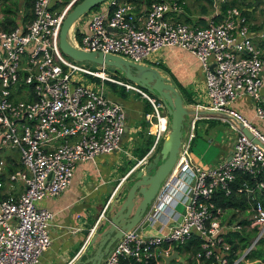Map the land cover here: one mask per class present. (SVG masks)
<instances>
[{"label":"built area","instance_id":"built-area-1","mask_svg":"<svg viewBox=\"0 0 264 264\" xmlns=\"http://www.w3.org/2000/svg\"><path fill=\"white\" fill-rule=\"evenodd\" d=\"M78 1L33 0L27 21L11 29L0 25V264L38 263L51 244L54 212L37 202L62 192L78 162L121 147L126 110L107 96L103 81L136 91L151 104L144 118L153 143L130 171L148 161L169 129L165 103L154 93L109 73L105 63L78 61L61 51L62 21ZM182 5L183 0H104L83 26L74 22L68 33L70 42L84 50L137 62L166 46L191 52L201 63L208 98L192 106L212 111L234 130L228 155L202 166L188 151L201 117L194 114L175 165L142 219L112 244L99 264H154L156 247L192 236L199 239L193 255L198 262L237 264L264 237V129L232 106L247 95L254 116L264 122V27L252 29L237 5L227 6L220 19L206 25L190 24L171 16ZM3 148L9 150L4 155ZM242 175L248 178L236 185ZM233 191L249 193L248 225L256 229L240 254L226 232H237L242 224L224 220V206L215 199ZM178 201L184 212L175 209Z\"/></svg>","mask_w":264,"mask_h":264},{"label":"crops","instance_id":"crops-1","mask_svg":"<svg viewBox=\"0 0 264 264\" xmlns=\"http://www.w3.org/2000/svg\"><path fill=\"white\" fill-rule=\"evenodd\" d=\"M220 1L221 0H183L182 10L178 12H171V16L174 19L190 24L206 25L211 20L220 19L222 12L225 10L223 6H220ZM24 4L25 1L23 0V4L18 6V10L15 15L17 22L16 24H19V22L24 23L32 15L31 6L30 8H26ZM1 13L2 12H0V18ZM152 53L153 54L151 55L150 59L154 60L159 66L150 63L147 64L157 67L162 74L169 77L171 82L180 91L181 95L183 92L184 94L186 93L191 95L193 104H205L208 102L204 87V76L201 63L194 54L176 46L162 47L161 49ZM137 97L138 96L131 92V90H125L124 94L121 90H119L117 94L113 93L112 96H110L112 100L121 102L125 107L127 122L124 136H126V139L128 140L127 142L134 140L135 143H137L139 138L137 139L136 135L138 134H136V132L138 133V131L142 129V104ZM240 99L243 101V106L237 103L238 100H235L233 102L235 107L247 118H249L255 125L259 126V124L263 123L254 116V104L252 103V100L247 95L241 96ZM244 105H249V107H245ZM250 108L252 109L251 112L249 111ZM199 115L201 117H198L196 120L207 117H215L214 114L210 113ZM147 127H149L148 124L146 129ZM126 133L128 134L126 135ZM233 137L234 135H232V139ZM232 139L226 143V149L224 153L220 155L219 160L228 155ZM95 160L78 162L74 169V175L71 183L62 192L56 196H45L37 202L40 206L46 207L53 211L54 217L49 228L51 244L41 254L40 260L36 264H72L79 257L81 259L86 257V254H83V250L88 244L90 238L96 233L97 224L103 220L104 212L102 216H100L101 213L98 214L100 208L99 204L101 197L107 193L103 191L106 190V186H104V184L108 181L105 180L102 175L101 178H103V180L100 182L97 181L95 183H91L87 181V170L91 168L93 164H95ZM194 161L200 164V159ZM113 178L115 177H110V180ZM120 186L121 183L116 190H119ZM101 188H103V190H101ZM113 190H115V188ZM109 200L105 204V210L108 207L110 202ZM232 209L234 212L244 210L248 215L244 219H234V212H231ZM227 210H230V212L227 213ZM249 213L250 210L248 204L243 209H241L239 206H224L223 219L237 221L242 224V227L239 231L226 232L227 234L231 233L229 235L230 237L234 235L232 238L237 243H240V236H244L247 234V232L252 233L248 240L252 239L256 233V229L248 225ZM148 231L156 232V228H150ZM175 245L176 244L171 246L161 245L156 247L154 264H159L160 260H162V264H165L163 256L169 255L173 253L174 250H177L175 249ZM245 247V244L242 245V247H238L236 249L237 252H239L238 254H240V251L244 250ZM177 252L179 258L171 259L168 264H189L187 253L185 251L179 252L178 250ZM87 253H89V250H87ZM242 260L245 263L253 264L258 262L260 259L244 257ZM194 262L195 264H204L203 262H198L195 258Z\"/></svg>","mask_w":264,"mask_h":264},{"label":"water","instance_id":"water-1","mask_svg":"<svg viewBox=\"0 0 264 264\" xmlns=\"http://www.w3.org/2000/svg\"><path fill=\"white\" fill-rule=\"evenodd\" d=\"M102 1L104 0H79L67 12L59 32L61 51L78 61L105 63L116 67L123 73L125 78L137 83L142 88L150 90L165 103L169 116V129L162 139L159 150L145 163V168L137 169L133 177L127 181V183L129 181L132 182L127 185L123 200L115 205L116 197L121 188L115 190L112 194L103 221L101 220L97 224L96 233L90 238L83 250V254H86V257L84 259L79 257L72 264H99L104 255L110 250L112 244L125 231L139 223L148 205L157 194L161 182L175 165L183 137L185 116L190 113L212 114L210 110L196 109L186 104L180 91L171 82L170 78L162 74L157 67L144 62L130 60L119 54L100 50L87 51L70 42L68 33L75 20ZM243 131L251 136L247 128L243 127ZM181 212H184V209ZM180 219L181 215L178 217V220ZM105 221L107 224L102 228ZM90 246H92V250L87 253ZM163 258L164 263L168 264L171 259L179 258L178 252L174 250L173 253L164 255Z\"/></svg>","mask_w":264,"mask_h":264},{"label":"rangeland","instance_id":"rangeland-1","mask_svg":"<svg viewBox=\"0 0 264 264\" xmlns=\"http://www.w3.org/2000/svg\"><path fill=\"white\" fill-rule=\"evenodd\" d=\"M220 2H221L220 6L237 5L244 11L245 14H247L249 26L252 29H255V30L263 29L264 27V0H221ZM17 3H18V6H20L21 4H23V0H17ZM96 8H97L96 6H93L92 8L88 9L86 12L81 14L75 20V22L83 26L88 16H90V14ZM255 39L257 40V38ZM152 54L153 53L151 52L150 55L143 58L141 62L150 63L156 66H159L154 60L150 59ZM107 71L109 73H114L115 76L118 78H125L123 73L116 67L108 65ZM82 77L86 80L92 79L96 83H101L100 79L92 78L89 75L83 74ZM103 87L105 89V93L109 97L112 96L113 93L117 94L119 90L122 91L123 89L122 86L118 84H112L108 81H103ZM147 91L152 94L150 90H147ZM131 92H133L136 96H138L137 98H139L138 100L141 101L142 111L144 112L147 109V106H145V104H147L146 99H144V97H142L136 91L131 90ZM182 95H183L182 97L184 99V102L192 106L193 102H188V98L187 96H185L184 93ZM190 98L192 99L191 95H190ZM236 100H238L237 103L243 106V101L242 99H240V97L237 98ZM232 106L235 107L234 103H232ZM245 107H249V105ZM149 110H151V107ZM249 111L251 112L252 109L250 108ZM192 116L193 114L191 113L185 116L184 126H183V139H186L187 137L188 127H189V123L191 121ZM143 117H144V114L142 118ZM196 121L197 122L195 124V130H194L195 136L190 142L188 151L192 159L194 160L200 159V164L202 166H206L208 164L217 162L220 159V155L223 154L226 149L225 148L226 143L230 141V139H232L234 130L232 129V126L229 121L222 120L221 118L207 117V118H202ZM141 123H142V129L139 130L140 132L139 131L138 133L136 132V134H138L136 135L137 139L139 138L137 143H135L134 140L127 142L128 140L126 139V136H124L121 140L120 148L112 150L107 153H102V154L97 155L95 158L96 159L95 164H93V166L87 170V177H88L87 181L91 183H95L97 181L99 182L102 181L103 178L108 181L107 183L104 184V186H106V190L103 191L107 193L106 195L101 197L100 204H99L100 208H99L98 214L101 213L100 216H102L105 204L111 198V193L113 189L116 187V185L120 182L121 178L124 177L125 175L130 176L139 168H143V169L145 168V163L144 164L141 163L136 168H134L132 171H130L135 166V164L138 163L139 159L143 157V156L138 157L136 146H141L144 144L146 135L148 133L146 131V126L147 124L149 125V123L148 122L143 123L142 119H141ZM259 126H261L264 129V122L259 124ZM127 134L128 133H126V135ZM161 142L162 140L160 141L159 144H161ZM8 151H9L8 149L3 148L1 150V154L4 155ZM101 175L103 176V178H101ZM110 177H115V178L110 180ZM126 177H125V181H127L126 179L128 178ZM124 183H122V185L120 186L121 191L116 197L115 205L121 202L123 198L125 197L127 187L124 186ZM101 190H103V188H101ZM175 209L177 211H181L183 209V204L181 201H178L176 203ZM226 212L229 213L230 210H227ZM231 212H234V210L232 209ZM247 215L248 214L246 211L239 210V211L234 212V219H237V220L241 218L244 219L246 218ZM263 241H264V237H261L258 240V242H256L254 246L250 248L254 253L260 256L263 255V253L261 252V245ZM250 242H251V239L247 241V244H246L247 247L250 245ZM88 250L89 252H91L92 246H90ZM159 264H162V260L159 261Z\"/></svg>","mask_w":264,"mask_h":264},{"label":"trees","instance_id":"trees-1","mask_svg":"<svg viewBox=\"0 0 264 264\" xmlns=\"http://www.w3.org/2000/svg\"><path fill=\"white\" fill-rule=\"evenodd\" d=\"M25 1V7L26 8H30V6H32V1L33 0H24ZM137 3L139 2H145V3H149L152 0H133ZM229 5H224L223 8H226ZM18 10V3L17 0H0V12L1 13V18H0V25L4 28V29H11L16 25V12ZM244 12V11H243ZM246 17L248 18L247 14H245ZM110 82V81H108ZM112 84H116L113 82H110ZM122 93L124 94V87H122ZM184 93V92H183ZM185 96H187L188 98V102H192V99L190 98L189 94L185 93ZM146 99V98H144ZM147 104H145V106H147V109L143 112V114L147 111H149L151 104L150 102L146 99ZM149 108V109H148ZM143 123H147L148 121L143 117L142 119ZM147 131V129H146ZM153 143V134L151 133H147L146 135V139L144 141L143 146H137V155L138 157L143 156L148 149L150 148V146ZM161 144H158V146L155 149V152L158 151L159 147ZM155 152L152 154V156L155 154ZM152 156L149 157L152 158ZM244 178H248L246 175H242L241 177H239L236 180V185L239 184ZM250 183H252L250 181ZM249 193L248 192H239L236 193L235 191L232 192V194L225 196L224 194H220V196H217V198L215 197V199L221 203L223 206H239L241 207V209L245 208L246 205L248 204L247 199H249ZM231 233L227 234L228 239L232 242V249L236 250L238 247H242V245H246L248 238L251 236V232H247V234H245L244 236H240L239 241L240 243H237L233 240V236L231 237L229 236ZM175 249H177L179 252L185 251L188 255V260H189V264H195L194 262V258L193 255L195 254V252L199 249V239L196 236H192L191 238H189L187 241H185L184 243H178L175 245ZM261 252L263 253L262 256L254 253L252 250H250L248 253H246L245 258H258L260 260H258V262L253 263V264H264V241L262 242L261 245ZM124 264H135L133 262H130L128 260L124 261ZM237 264H248L245 263L243 260L238 262Z\"/></svg>","mask_w":264,"mask_h":264},{"label":"flooded vegetation","instance_id":"flooded-vegetation-1","mask_svg":"<svg viewBox=\"0 0 264 264\" xmlns=\"http://www.w3.org/2000/svg\"><path fill=\"white\" fill-rule=\"evenodd\" d=\"M135 172H136V171H135ZM135 172H134V173H135ZM134 173L131 174L130 176H127L128 178L126 177V178H127L126 180L128 181L130 178H132L133 175H134ZM124 181H125V180H124ZM127 181H125V183L122 181V183H124V186H126V187H127V185H129V184L132 182V181H129V182L127 183ZM122 183H121V185H122ZM119 193H120V192H119ZM113 197H114V196H113ZM108 205H109V204H108ZM106 212H107V208H106V210L104 209V215L106 214ZM103 219H104V217H103ZM102 221H103V220H102ZM106 224H107V222L105 221V222H104V225L102 226V228H103ZM102 228H101V229H102ZM99 231H100V230H99Z\"/></svg>","mask_w":264,"mask_h":264}]
</instances>
